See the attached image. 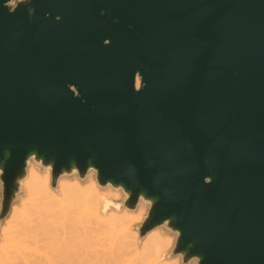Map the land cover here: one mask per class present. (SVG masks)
<instances>
[{"label": "water", "instance_id": "1", "mask_svg": "<svg viewBox=\"0 0 264 264\" xmlns=\"http://www.w3.org/2000/svg\"><path fill=\"white\" fill-rule=\"evenodd\" d=\"M5 3L0 218L34 153L52 187L72 161L123 184L126 209L149 205L140 235L171 219L176 253L264 264V0Z\"/></svg>", "mask_w": 264, "mask_h": 264}, {"label": "bare ground", "instance_id": "2", "mask_svg": "<svg viewBox=\"0 0 264 264\" xmlns=\"http://www.w3.org/2000/svg\"><path fill=\"white\" fill-rule=\"evenodd\" d=\"M28 159H32V156ZM31 165H26L28 171L20 186L25 196L21 202L23 213L18 218V212L13 211L8 220L7 234L16 233L22 241L30 243L52 242L55 245L60 242L69 252L70 264L75 261L79 264H138L142 256H138L140 250L158 249L161 241L155 234L148 236L140 246L136 241V233L130 227L117 230L109 228L103 232L98 226L82 225L85 216L92 218L87 222L99 225L106 209H110L103 207L99 198L93 196L97 190L90 187L84 190L78 186L62 187L60 183L54 190L50 185L49 174ZM75 198H79L78 204L86 206L85 210L76 213L75 209H70V199ZM98 231L101 232L98 234ZM111 236L113 243L109 242ZM32 255L36 258L45 257L36 251H32ZM147 264L160 262L153 259Z\"/></svg>", "mask_w": 264, "mask_h": 264}, {"label": "rangeland", "instance_id": "3", "mask_svg": "<svg viewBox=\"0 0 264 264\" xmlns=\"http://www.w3.org/2000/svg\"><path fill=\"white\" fill-rule=\"evenodd\" d=\"M24 0H13L10 4L13 5L16 2H20ZM36 167V164L33 163ZM32 166V165H31ZM42 172L43 168H38ZM28 168L26 167V172ZM26 176V175H25ZM49 180L51 183V178L49 176ZM54 183V190L57 188V184L59 183V177L56 179ZM23 178L19 179L17 184L20 188L22 186ZM81 190L87 188V185H77ZM71 188V187H70ZM24 193L20 189L15 199L11 202L9 210L5 216V218L0 219V264H70L69 252L64 249L63 244L60 242H56L55 245H52V242L47 243H30L28 241H22L21 236L16 235V233L7 234L6 231L8 226V220L11 219L13 211L18 212L17 217L22 215L23 208L21 206L22 199H24ZM79 198L70 199V209H75L76 213H79L81 210H85V205L78 204ZM0 203H1V186H0ZM118 203L120 205L119 209H114L110 207V209H106V213L103 214L102 221L98 224H94L91 222H87L89 219L91 220V216H85L81 222L82 225H90L93 227H100L103 232H106L109 228H113L117 230L121 227H130L137 236V243L142 246L145 242L146 238L153 233L148 231L144 235H140L139 227L143 224L144 219L147 217L149 211V205L146 202H143L142 198H139L138 204L135 205L132 210H128L125 208L126 196L125 194L120 196ZM147 205V207H146ZM87 218V219H86ZM6 231V234H3ZM101 232V231H100ZM98 231V234L100 233ZM161 241L158 249L153 250H140L139 255L140 260H138V264H147V262L156 259L159 260L160 264H168L169 261L174 260L178 253L174 250L175 243H169L168 241L171 239V234L167 231L164 225H161L158 231L155 233ZM112 238V236H111ZM109 242L113 243V238ZM141 249V247H140ZM81 250V249H79ZM32 251H36L37 253H41L45 255L42 258H36L32 255ZM31 252V255L29 254ZM80 257V256H79ZM74 264H79V262L75 261Z\"/></svg>", "mask_w": 264, "mask_h": 264}, {"label": "clouds", "instance_id": "4", "mask_svg": "<svg viewBox=\"0 0 264 264\" xmlns=\"http://www.w3.org/2000/svg\"><path fill=\"white\" fill-rule=\"evenodd\" d=\"M10 2L11 0H6L4 7L8 9L9 13H12L16 10V8H9ZM30 3L31 0H26V5ZM28 13L29 16H31L33 13V9L28 8ZM56 19L58 21L59 17H57ZM109 43L110 41L104 40L103 46L107 47ZM134 82L135 87L133 86V91L135 93L141 92L145 85L139 71L135 72L133 75V84ZM68 91L71 92L74 99L79 98V93L75 86L70 85L68 87ZM31 155L35 157L36 167L43 168L51 178V174L54 171V164L48 163L46 165L42 159L38 160L34 153ZM33 163V159L26 160V165H31ZM124 175L127 176L128 172H125ZM57 176L59 177V183L62 187H76L77 185H87L90 188L96 189L97 192L94 193L93 196L98 197L102 206L105 208L112 207L114 209H119L120 205L118 203V200L120 196L124 194H128L129 199H131L130 193L126 191L123 184H114L110 180L102 181L100 178L99 169L93 166H88L83 172H81V170L75 165V161H72L71 166L68 168H62ZM203 183L205 185H208L211 183V179L209 177H205ZM121 190H123V192ZM57 191H59V189H57ZM85 198L87 199L89 197ZM159 227V225H153L150 230L151 233L155 234L158 231ZM166 229L171 234V239L168 242H174L178 247L181 233L179 230L171 227V219H168ZM168 264H202V257L195 254L189 257L184 250H180L176 258L169 261Z\"/></svg>", "mask_w": 264, "mask_h": 264}]
</instances>
